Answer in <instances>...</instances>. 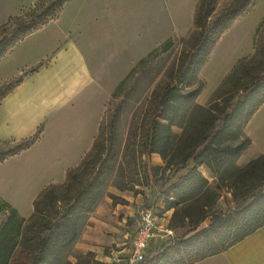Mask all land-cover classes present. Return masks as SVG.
<instances>
[{"label": "trees", "instance_id": "obj_1", "mask_svg": "<svg viewBox=\"0 0 264 264\" xmlns=\"http://www.w3.org/2000/svg\"><path fill=\"white\" fill-rule=\"evenodd\" d=\"M68 0H47L32 9L9 16L0 25V59L25 36L56 18ZM220 0H198L193 14V31L187 48L160 94L144 148L157 154L166 167L192 164L170 185L166 210L173 209L168 227L189 226V233L171 239L157 253L155 264H191L219 254L264 226V152L237 168L236 160L249 146L243 130L264 103V18L256 29L254 55L238 61L217 88L205 107L192 105L203 88L197 74L211 49L252 0H229L219 7ZM171 47L168 40L161 51ZM140 60L129 73L145 64ZM40 64L29 69L34 72ZM22 80V76L0 85L1 100ZM125 81L115 90L118 91ZM192 105L187 124L184 113ZM115 122L101 127L90 151L75 167L67 170L62 184L43 188L32 202L28 218L0 199V264H10L17 249L30 264H68L67 258L79 239L87 216L103 197L118 158L114 137ZM182 129L177 135L173 127ZM31 137L0 146V163L28 149L38 138ZM12 145V146H11ZM204 167L216 182L213 190L199 170ZM227 189L233 200H240L234 209L213 211L219 197L217 190ZM115 200V199H114ZM116 201V200H115ZM210 218L207 227L198 225ZM73 264H104L92 252L76 257Z\"/></svg>", "mask_w": 264, "mask_h": 264}, {"label": "rangeland", "instance_id": "obj_2", "mask_svg": "<svg viewBox=\"0 0 264 264\" xmlns=\"http://www.w3.org/2000/svg\"><path fill=\"white\" fill-rule=\"evenodd\" d=\"M228 1L220 0L219 7ZM41 2L45 3L47 0H35L33 3L21 5L11 16L22 14ZM197 2L198 0H68L56 18L48 21H56V23L49 26L45 32L34 35L27 42L24 41L9 63L11 68L32 63L47 43H52L55 37V41L57 38L59 40L69 38L67 41L69 46L56 61V65L61 67L77 55L87 72L89 71L92 77L96 74L93 79L97 84L91 88L90 97L88 94L85 106L88 108L91 98L92 109L98 108V133L101 127H107L115 122L113 134L117 140L118 158L102 198L110 196L111 188L129 189L141 195L140 210H156L158 216L163 219L167 218L165 212L169 211V221L173 209L166 210L165 200L170 191V185L175 183L192 163L189 161L186 168L166 167L159 155L149 154L145 150L143 143L155 116L158 98L165 85L168 84L170 74L174 72L180 56L187 48L188 39L193 31V13ZM106 5L108 8L111 7L112 11L104 14ZM3 6L1 0L0 13L6 9ZM100 17V26H92L91 29L85 30V35L80 38L75 22L82 21L81 18H87L84 24L90 22L98 24ZM263 18L264 0H252L246 10L221 34L198 71L197 80L203 88L192 103L193 106H207L234 65L254 55L255 32ZM74 35L79 38H74ZM70 40L77 41V43L74 41L75 46H70ZM168 40L171 42V47L166 51H161L163 43ZM51 57L47 56L40 63L47 64ZM143 59H146L145 64L136 68L127 77ZM81 75V70L78 67L76 69L74 64L72 77L79 80ZM122 81H125L124 85L115 93ZM192 105L184 113L183 124L188 123L193 110ZM173 131L177 135L182 134V129L178 126L173 127ZM40 132L41 127L38 129V133ZM243 136L249 139V146L236 160L237 168L260 157L264 152V104L245 126ZM7 169L11 171V166L9 165ZM203 175L206 176V173L204 172ZM206 178L211 188L215 190L216 182L209 175ZM134 185H139V189L134 190ZM46 186L48 185H37L34 191L39 190L40 192ZM30 188L31 185H27V189L23 192H29ZM216 192L219 197L213 211L225 212L241 203L240 200H233L227 189ZM0 195L2 196L0 199L16 209L18 214L19 210L25 212L27 206L15 201L16 190L12 188V185L0 182ZM136 215L137 213L125 225L127 236L124 237L125 234L118 242L122 246L114 245L112 249H105L103 252L110 260L100 262L104 264L160 263L159 259H154V257L161 249L146 252L142 262L129 260L130 242L136 227ZM3 219L4 214H0V223ZM209 223L210 218L208 217L198 225L196 230L207 227ZM189 230V226L175 228L174 236L176 239L185 234L189 236L192 234ZM74 246L67 258L68 264L76 262L78 255ZM119 250L122 252L117 254ZM10 264L30 263L25 254L17 249L11 257Z\"/></svg>", "mask_w": 264, "mask_h": 264}, {"label": "crops", "instance_id": "obj_3", "mask_svg": "<svg viewBox=\"0 0 264 264\" xmlns=\"http://www.w3.org/2000/svg\"><path fill=\"white\" fill-rule=\"evenodd\" d=\"M34 1L2 0V6L4 2L3 8L6 9L0 13V25L16 13L21 5ZM104 7H106L104 14L112 11L108 5ZM85 19L87 18H81L82 21L75 22L80 38L85 35V30L91 29L92 26H100L101 23V17L98 24H95L96 22L84 24ZM55 23L56 21H51L34 30L0 59V83L22 76L21 82L0 102V145L27 139L41 127L37 140L28 149L0 163V182L12 185V188L16 190L15 201L27 206L24 213L19 210V216L23 218H28L32 213V202L39 194V190L34 191V188L37 185L63 183L67 170L75 168L90 151L99 127L98 108L92 109L91 98V104L88 108L85 106V100L88 94L90 97L91 88L97 84L93 79L96 74L92 77L77 55L61 67L56 65V61L69 46V43L67 45L69 38L61 40L57 38L55 41V37L52 43H47L32 63L10 67L9 63L24 41L27 42L34 35L45 32ZM79 37L74 35V38ZM74 41L76 40H70L71 47L75 46ZM47 56H52L51 60L45 65L41 64L40 62ZM39 64L40 67L36 71L29 72V69ZM74 64L82 73L79 80L72 77ZM9 165L11 171L7 169ZM199 170H202V174L205 172L206 176L209 175L204 167H200ZM27 185H31V188L26 193L23 191L27 189ZM137 189L139 185H134V190ZM32 192L34 193L31 195ZM109 193L110 196L102 198L87 216L74 246L77 255L92 252L97 260L106 262L105 260L110 258L103 251L112 249L114 245L122 246L118 242L122 236L125 234L124 237L127 236L125 225L135 213L138 215L142 198L139 193L129 189L111 188ZM165 214L167 218L162 219L167 226L170 218L169 211ZM167 242L164 238L151 240L146 252L160 250ZM121 252L122 250H119L117 254ZM191 264H264V226L224 252Z\"/></svg>", "mask_w": 264, "mask_h": 264}, {"label": "built area", "instance_id": "obj_4", "mask_svg": "<svg viewBox=\"0 0 264 264\" xmlns=\"http://www.w3.org/2000/svg\"><path fill=\"white\" fill-rule=\"evenodd\" d=\"M158 211L141 209L136 219L135 232L132 236L129 249L131 262H142L146 256V249L151 240L164 238L170 241L174 231L163 223Z\"/></svg>", "mask_w": 264, "mask_h": 264}]
</instances>
